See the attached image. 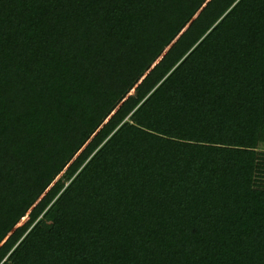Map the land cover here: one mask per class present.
Instances as JSON below:
<instances>
[{
	"label": "trees",
	"instance_id": "obj_1",
	"mask_svg": "<svg viewBox=\"0 0 264 264\" xmlns=\"http://www.w3.org/2000/svg\"><path fill=\"white\" fill-rule=\"evenodd\" d=\"M0 264H264V0H0Z\"/></svg>",
	"mask_w": 264,
	"mask_h": 264
},
{
	"label": "rangeland",
	"instance_id": "obj_2",
	"mask_svg": "<svg viewBox=\"0 0 264 264\" xmlns=\"http://www.w3.org/2000/svg\"><path fill=\"white\" fill-rule=\"evenodd\" d=\"M129 95V92L127 93ZM24 220H22L20 223H22Z\"/></svg>",
	"mask_w": 264,
	"mask_h": 264
}]
</instances>
